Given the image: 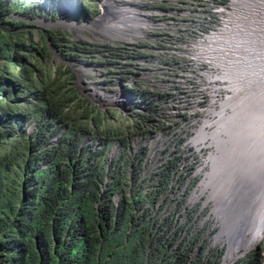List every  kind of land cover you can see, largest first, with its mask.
Returning a JSON list of instances; mask_svg holds the SVG:
<instances>
[{"label":"trees","instance_id":"16d2710c","mask_svg":"<svg viewBox=\"0 0 264 264\" xmlns=\"http://www.w3.org/2000/svg\"><path fill=\"white\" fill-rule=\"evenodd\" d=\"M39 1L0 0V264H215L219 250L204 260L190 259L188 249L169 259L158 238L148 239L120 166L101 190L108 143L123 132L100 128L91 104L67 84L71 76L42 62L48 45L64 46L63 33L46 29L35 41L24 21L7 16L53 18L55 1ZM101 47L108 58L115 49ZM261 252L258 244L235 264H262Z\"/></svg>","mask_w":264,"mask_h":264},{"label":"built area","instance_id":"2783aa9c","mask_svg":"<svg viewBox=\"0 0 264 264\" xmlns=\"http://www.w3.org/2000/svg\"><path fill=\"white\" fill-rule=\"evenodd\" d=\"M135 1L149 13L137 14L130 8L141 26L126 28H132L136 38H147L154 52L140 56L132 53L133 48L116 44L110 45L115 49L109 58L106 52L102 54L107 62L101 64L117 68L106 82L115 84L109 101L125 125L124 130L111 127V105L97 113L100 128L123 132L121 142L112 139L108 143L100 188L110 179V169L120 166L135 222L146 228L148 239H159L166 257L188 249L190 259L200 253L204 260L214 249L220 251L215 264H235L243 252L228 255L231 247L222 233L221 214L216 213L206 177L212 150L205 137L211 129L212 111L228 93L220 69L212 62L211 46L222 39L237 16L234 0ZM113 2L126 6L124 0ZM104 35L116 38L112 33ZM133 41L129 38L123 43L136 45ZM128 52L134 54L136 63L125 71L119 60ZM100 139L99 135L91 137L94 148L101 147ZM120 199V192L112 194L115 204Z\"/></svg>","mask_w":264,"mask_h":264},{"label":"bare ground","instance_id":"6f19581e","mask_svg":"<svg viewBox=\"0 0 264 264\" xmlns=\"http://www.w3.org/2000/svg\"><path fill=\"white\" fill-rule=\"evenodd\" d=\"M112 4L99 18H105L111 28L122 29L130 20L125 13L130 11ZM233 5L237 16L232 17L222 39L211 46L212 62L220 69L219 77L226 81L230 93L212 111L211 129L205 132L212 150L206 177L217 203L216 213L222 216V233L231 244L229 255L246 251L260 239L264 227V132H259L264 129V97L260 96L264 95V75L260 88L259 82L255 83L260 67L264 72V0H234ZM239 117L242 120L236 122ZM244 138L247 151L239 149ZM249 148L255 149L251 158L256 155L252 160L257 161L258 168L243 175ZM235 158H241L242 163L237 164ZM233 201L236 203L231 205Z\"/></svg>","mask_w":264,"mask_h":264},{"label":"rangeland","instance_id":"374dc122","mask_svg":"<svg viewBox=\"0 0 264 264\" xmlns=\"http://www.w3.org/2000/svg\"><path fill=\"white\" fill-rule=\"evenodd\" d=\"M54 1H55L54 3L50 2V5H52L54 8H57L58 10H56V14L53 18H45L43 14H34L32 17H27L21 15L18 11H13V10H9L7 16L10 19H17L24 21L25 25L27 26L23 27L22 30L31 31L32 33L31 35L35 41L39 40L38 34H44V31L46 29L55 28V29H59L63 33L59 37L60 39L59 44H64V46L60 47V49H53L50 45H48L49 54L41 60L44 63V65L49 66L50 69H52V67H59L60 70L64 71L65 74H63L62 78L65 75L71 76V79L67 81V84L70 83V85L73 86V88L77 92L78 97L83 99L86 98L87 100L86 99L85 100L91 104L92 108L94 107V105H97L94 107L95 111L93 112V114L100 113L102 112L101 108H108L111 105L109 101V96L116 87L115 84L113 85L107 84L106 81L111 79L109 78V76L113 75L112 72L116 71L117 68H115L116 66H112V64H109L110 66L101 64L107 61L105 60L106 58L102 57L103 52H99L98 50L102 51L104 49L103 47H101L102 45L108 47L110 45L120 44L122 46L124 45L129 49L133 48L132 53H135L136 55L142 56L145 55V53H153L154 51L149 49L150 44L147 38L142 36L136 38V36L131 35L132 28H126L128 26H137V27L141 26V24L131 16V9L135 11L137 14H139L140 12H144L148 14L149 12L138 7V5L141 4L139 2H136L135 0H124L125 3L122 5H126L129 8H127L126 6H121V7L130 11L129 13L127 11L125 13L126 16H128V14L130 15V20L129 22L125 21V23H123L122 29H117L116 26L113 28L117 30L124 29L123 31L118 32V31H113L112 29L109 30V28H111L110 23L107 20H105V18L102 17L99 18L100 14H102L108 6L111 7L113 6L112 3H114L113 2L114 0H109V4L107 5L104 4V1L106 0H54ZM39 2L41 3V0ZM245 4L246 3H244V5ZM114 5L119 6L117 4ZM52 6L50 7L52 8ZM50 7L47 6L45 10L50 11ZM151 9L152 8L148 10ZM179 15L180 16L182 15L181 10L179 11ZM105 16L107 17V15ZM128 19L129 16L128 18H126V20ZM104 33L107 35H109V33H112L116 36V38L110 39L106 37ZM129 38L134 39L133 42L136 45H125L123 43L124 41H126V39ZM67 42H71V43H67ZM68 49H72V52H70V54L67 55V57L76 60H71L70 58L67 59L66 56H63V54L66 52L65 50ZM132 53L128 52L124 56L125 58L123 60H119L124 64L122 69L125 71L131 70V65H130L131 63H136V61L131 57L134 55ZM263 75L264 72H261V67H260V74L255 81V83L259 82L257 88H260L262 86ZM70 85L68 86L70 87ZM262 91L263 88L261 92ZM260 96L264 97V95H260ZM255 103L256 101L254 102V104ZM111 106L112 107L110 108L111 110L110 113L112 115L111 116L112 118H110L109 120V123L112 124L111 127L124 130V125H125V122L123 120L124 117L120 115L117 111L113 112L112 109H114V107L113 105ZM239 119L242 120V117L237 118L236 122L240 121ZM30 124L32 123L30 122ZM256 130L257 128L255 127L254 130L255 133ZM259 132L263 133L264 129L260 130ZM250 135L251 132L247 133L246 136L249 137ZM244 140L245 143L239 147V149L241 148L240 149L241 151H247L246 138H244ZM254 150L255 149L249 148V151L247 152L249 156L248 157L249 162L245 163L246 171L243 172V175H245V173L247 174V171L249 172L250 170L255 169L258 165L257 161L253 162L254 159H257L256 155L253 156V158H251V155L253 154ZM235 159H237V164L242 163L241 158H235ZM234 203H236V201H233L231 205H233ZM221 217L222 216H220V218ZM259 237L260 239L258 238L257 240L254 241V243H256L257 245L261 244L262 247L264 248V227L262 228ZM228 243L231 246L230 241H228ZM247 251L248 249L244 251L243 254Z\"/></svg>","mask_w":264,"mask_h":264},{"label":"water","instance_id":"95a60500","mask_svg":"<svg viewBox=\"0 0 264 264\" xmlns=\"http://www.w3.org/2000/svg\"><path fill=\"white\" fill-rule=\"evenodd\" d=\"M236 235H237V233H236Z\"/></svg>","mask_w":264,"mask_h":264}]
</instances>
